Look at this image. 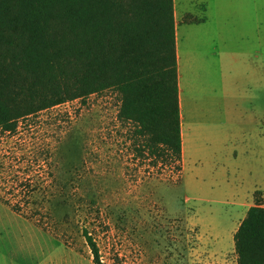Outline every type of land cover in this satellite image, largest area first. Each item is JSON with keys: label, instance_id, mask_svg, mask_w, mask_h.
I'll list each match as a JSON object with an SVG mask.
<instances>
[{"label": "rangeland", "instance_id": "obj_1", "mask_svg": "<svg viewBox=\"0 0 264 264\" xmlns=\"http://www.w3.org/2000/svg\"><path fill=\"white\" fill-rule=\"evenodd\" d=\"M232 1L217 0L220 37L208 55L199 58L194 44L187 62L197 101L180 173L133 155L116 91L67 101L0 131V236L41 241L48 254L60 249L55 238L75 251V264H94L84 231L102 264H236L233 233L255 191L264 203V0H254V41L232 22ZM226 168L234 190L256 184L239 207L224 193ZM26 180V195L48 192L36 216L47 233L2 205L4 194L25 200L18 181Z\"/></svg>", "mask_w": 264, "mask_h": 264}, {"label": "trees", "instance_id": "obj_2", "mask_svg": "<svg viewBox=\"0 0 264 264\" xmlns=\"http://www.w3.org/2000/svg\"><path fill=\"white\" fill-rule=\"evenodd\" d=\"M109 89L119 95L117 117L128 126L133 155L179 174L173 0H0L1 133L15 132L20 118ZM18 183L25 200L4 194L2 203L47 232V221L36 217L47 190L37 200L35 191L25 194L30 180ZM258 194L233 234L236 264H264ZM84 236L93 263L102 264L95 242Z\"/></svg>", "mask_w": 264, "mask_h": 264}, {"label": "crops", "instance_id": "obj_3", "mask_svg": "<svg viewBox=\"0 0 264 264\" xmlns=\"http://www.w3.org/2000/svg\"><path fill=\"white\" fill-rule=\"evenodd\" d=\"M188 1L173 0L181 150L184 149V139L188 141L191 135L190 128L192 126L187 122L191 111L190 105L197 101L190 83L192 76L191 64L190 62L187 64V62L194 58L192 54L194 44L201 49L198 57L203 58L208 55L209 44L220 37L216 9L217 0H196L200 8L195 7V4H192L191 7L188 6ZM232 5L237 11L236 15L231 17L232 22L239 26L242 38L249 40L251 37L254 41L255 1L233 0ZM250 31L252 35H250ZM208 89H205L206 94L209 93ZM234 156H237V154L235 153ZM225 172L227 180L224 184V193L231 190L234 193L232 205L238 206V204L246 201L245 194L248 191H253L254 189L251 190L249 188L254 187L256 184L244 191H241V188L234 190L233 188H238V186L228 180V168L225 169ZM252 204H254V201ZM2 205L11 210L9 206ZM29 222L36 229L43 231L31 221ZM52 239L58 242L60 249L48 254L46 247H42L41 241H37V246L33 243L36 240H30L29 237H11L6 239L0 236V264H75V251L65 248L55 238ZM44 240L46 243L48 242V235L45 236Z\"/></svg>", "mask_w": 264, "mask_h": 264}]
</instances>
